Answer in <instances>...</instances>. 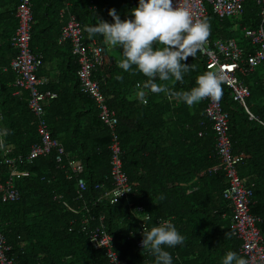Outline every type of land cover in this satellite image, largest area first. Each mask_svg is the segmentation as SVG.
Returning <instances> with one entry per match:
<instances>
[{
  "label": "trees",
  "instance_id": "1",
  "mask_svg": "<svg viewBox=\"0 0 264 264\" xmlns=\"http://www.w3.org/2000/svg\"><path fill=\"white\" fill-rule=\"evenodd\" d=\"M67 1L82 26L83 41L94 39L105 50L90 7L103 12L107 23L120 20V32L111 28L117 53L112 62L104 53L92 77L115 113L119 161L133 196L115 203L90 201L87 214H71L61 206L59 198L72 208L82 207L75 199V178L67 179L68 160L82 166V199H95V185L100 191L110 187L109 131L92 101L77 89L78 66L68 44H56L65 0H30L29 50L42 57L36 76L44 63L60 60L57 69L65 84L47 83L39 90L56 94L44 105L45 122L64 155L60 165L54 152L20 164L18 169L27 175L14 181L18 201L0 203V231L15 264H107L103 250L93 249L88 241L99 217L121 264H245L239 241L231 235L230 208L221 197L225 179L220 170L210 171L218 159L203 115L208 74L204 59L185 39L182 23L149 0ZM17 3L0 0V138L12 146V155L23 156L38 139L26 93L14 94L13 74L7 69L15 54L9 44ZM206 11L202 33L211 41L234 39L248 47L243 30L260 24V8L248 1L237 18L220 20L208 6ZM253 73L239 79L249 88L246 108L260 123L247 119L223 85L215 88L227 114L232 155L242 160L238 178L253 185L248 211L258 218L264 242V80L260 70ZM141 89L147 92L144 105L133 96ZM4 170L0 168V183L6 178ZM137 207L142 211L135 212ZM83 219L88 220L84 228ZM140 224L147 228L145 237L139 235ZM140 240L149 245L137 248Z\"/></svg>",
  "mask_w": 264,
  "mask_h": 264
},
{
  "label": "built area",
  "instance_id": "2",
  "mask_svg": "<svg viewBox=\"0 0 264 264\" xmlns=\"http://www.w3.org/2000/svg\"><path fill=\"white\" fill-rule=\"evenodd\" d=\"M157 4L169 16L178 19L184 30V37L195 52L204 59V69L208 74L207 82L209 90L202 97L205 101L203 115L209 124L214 139V151L218 163L210 169L211 172H222L226 186L221 192L222 199L230 208L231 235L239 241L238 254L244 258L245 264H264L263 239L256 226L258 218L248 212L249 201L252 196V184L243 185L238 178L236 167L242 161L240 157H234L228 136L227 114L221 110L217 98L216 86L223 85L233 102L238 104L249 121H258L246 108L245 101L249 97V88L241 83L239 77H247L257 69L260 70L264 80V0H149ZM252 2L260 8V24L256 29H244L243 38L248 42V47L239 46L234 39L209 40L203 36V19L207 14L206 6L217 19L240 17L244 2ZM70 4L65 0L63 8L59 11L62 25L59 30L56 44L58 46L68 44L69 53L77 63L75 76L77 89L87 96L97 110V117L101 124L109 131V182L110 187L100 191L95 199L84 200L85 184L78 175L82 166L73 160L66 162L65 170L69 173L67 179L75 178V199L82 203L80 208H72L59 196H53L54 200L60 201L63 209L71 214L89 211L87 205L100 203L107 199L109 203H115L117 199L129 201L133 196L131 184L122 171L119 161L121 149L115 129L117 119L115 113L106 104V99L100 92L98 82L92 77L93 71L101 64L104 56L103 47L94 39L83 41L82 26L70 11ZM92 14L96 8L90 7ZM14 17L16 28L10 38V47L15 51L14 56L8 63L7 69L13 74L11 86L15 89L14 94L26 93V108L34 119L37 142L30 145L25 155H12V146L6 145L0 138V168H5L6 178L0 183V203H14L19 199V193L14 181L27 175L26 171L18 169L20 164L29 163L39 157H45L51 152L55 153L54 162L61 164L64 151L60 143L50 137L48 126L45 122L44 105L56 98V94L49 90H39V87L47 84L46 80L36 76L41 66L40 54H33L29 50V31L32 22L30 0H18L15 7ZM5 70V69H3ZM138 85H136L137 87ZM139 88V87H138ZM147 92L143 89L140 94L136 91L133 96L137 102L144 105ZM1 119V118H0ZM199 135V134H198ZM57 168H64L59 166ZM137 207L135 212H141ZM102 218H98V227L88 235L90 246L103 250V256L107 264H121L116 253L111 248V237L101 226ZM146 220V217L143 218ZM87 219H83V228L88 225ZM163 225V224H162ZM139 235H147V228L139 225ZM146 241H138L137 248L147 247ZM0 264H15L10 254V247L0 231Z\"/></svg>",
  "mask_w": 264,
  "mask_h": 264
},
{
  "label": "crops",
  "instance_id": "3",
  "mask_svg": "<svg viewBox=\"0 0 264 264\" xmlns=\"http://www.w3.org/2000/svg\"><path fill=\"white\" fill-rule=\"evenodd\" d=\"M96 18V17H95ZM99 24H102V23H107L106 20H97ZM116 33V31H115ZM101 35V34H100ZM111 35V41L110 42H107L104 37H102V44L104 45V47L106 48L107 51H110L112 52V54H116L117 53V50H115L116 46H115V42H114V34H110ZM237 42V40H235ZM240 45V44H239ZM107 47L110 48L107 49ZM115 56V55H114ZM57 64V65H55ZM60 64V60L59 59H56L55 60H51L50 63H44L42 65V68L39 72V78H43L46 80L47 83L49 84H60V86H63V84L65 83H62V78H60V75H59V72H58V69H57V66ZM254 74V73H253ZM261 74V73H260ZM61 82V83H59ZM249 86L252 84L251 82L248 81L247 83Z\"/></svg>",
  "mask_w": 264,
  "mask_h": 264
},
{
  "label": "rangeland",
  "instance_id": "4",
  "mask_svg": "<svg viewBox=\"0 0 264 264\" xmlns=\"http://www.w3.org/2000/svg\"><path fill=\"white\" fill-rule=\"evenodd\" d=\"M94 17H96L97 20H100L102 18H104L103 16V12L101 11H96V14L93 15ZM120 20H117V19H112L109 23H102V24H98L99 28V32L101 34L102 37H104V39L107 41V42H110L111 41V35L110 34H113L112 29H115L116 32H120V28H119V25H120ZM107 49L110 50L109 47H107Z\"/></svg>",
  "mask_w": 264,
  "mask_h": 264
},
{
  "label": "clouds",
  "instance_id": "5",
  "mask_svg": "<svg viewBox=\"0 0 264 264\" xmlns=\"http://www.w3.org/2000/svg\"><path fill=\"white\" fill-rule=\"evenodd\" d=\"M97 11V10H96ZM95 14H96V12H95ZM94 15V14H93ZM105 48V47H104ZM104 51V53L107 55V57L109 58V60L112 62L113 61V57H114V55H116V54H112V52H110V51H107V50H105V49H103ZM114 51H116V48H115V50ZM261 73V72H260ZM103 95V94H102ZM1 118V117H0ZM1 120V119H0ZM232 153V152H231ZM218 163V162H217ZM236 170H237V167H236ZM222 197V196H221ZM251 199V198H250ZM249 212V211H248ZM261 235V234H260ZM263 239V238H262ZM263 249H264V246H263Z\"/></svg>",
  "mask_w": 264,
  "mask_h": 264
}]
</instances>
